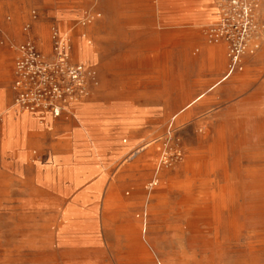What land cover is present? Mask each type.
<instances>
[{
    "label": "rangeland",
    "instance_id": "1",
    "mask_svg": "<svg viewBox=\"0 0 264 264\" xmlns=\"http://www.w3.org/2000/svg\"><path fill=\"white\" fill-rule=\"evenodd\" d=\"M256 19L227 75L218 0H0V264H264Z\"/></svg>",
    "mask_w": 264,
    "mask_h": 264
},
{
    "label": "built area",
    "instance_id": "2",
    "mask_svg": "<svg viewBox=\"0 0 264 264\" xmlns=\"http://www.w3.org/2000/svg\"><path fill=\"white\" fill-rule=\"evenodd\" d=\"M259 0H218L219 22L211 29L213 38H223L229 43L230 65L239 68V60L244 52H253L257 47L259 24L256 11ZM72 82H80L83 67L76 63L66 69ZM58 114V109L55 110Z\"/></svg>",
    "mask_w": 264,
    "mask_h": 264
},
{
    "label": "crops",
    "instance_id": "3",
    "mask_svg": "<svg viewBox=\"0 0 264 264\" xmlns=\"http://www.w3.org/2000/svg\"><path fill=\"white\" fill-rule=\"evenodd\" d=\"M216 13V9L214 7V16ZM222 47L221 45H211L209 47H205L204 49H202L201 53H206L207 55H211V57L213 58V61H217V56L218 54H220ZM75 54L79 57H83V58H88L91 57L92 53L88 52V51H82L79 50L77 48H75L74 50ZM227 77H223L220 80H217L216 82L221 83L224 79H226ZM218 85V84H217ZM211 88H213V86H211ZM203 98V93H199L198 95H196L190 102H188L186 105H184L179 112L183 111L185 108L191 106L192 104L198 102L199 100H201Z\"/></svg>",
    "mask_w": 264,
    "mask_h": 264
},
{
    "label": "bare ground",
    "instance_id": "4",
    "mask_svg": "<svg viewBox=\"0 0 264 264\" xmlns=\"http://www.w3.org/2000/svg\"><path fill=\"white\" fill-rule=\"evenodd\" d=\"M216 45H221V44H220V43H217ZM231 68H232V67L230 66V69L227 71V75H229V74L231 73V71L233 70V69H231ZM227 75H226V77H228Z\"/></svg>",
    "mask_w": 264,
    "mask_h": 264
}]
</instances>
